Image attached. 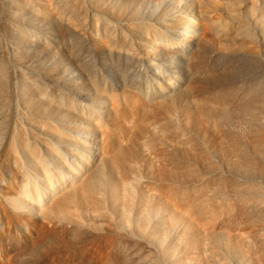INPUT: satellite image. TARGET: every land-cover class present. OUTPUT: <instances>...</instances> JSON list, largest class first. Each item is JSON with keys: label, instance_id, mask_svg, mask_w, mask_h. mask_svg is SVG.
<instances>
[{"label": "bare ground", "instance_id": "obj_1", "mask_svg": "<svg viewBox=\"0 0 264 264\" xmlns=\"http://www.w3.org/2000/svg\"><path fill=\"white\" fill-rule=\"evenodd\" d=\"M255 1L0 0L7 204L144 264H264ZM243 59L262 78L227 80Z\"/></svg>", "mask_w": 264, "mask_h": 264}, {"label": "rangeland", "instance_id": "obj_2", "mask_svg": "<svg viewBox=\"0 0 264 264\" xmlns=\"http://www.w3.org/2000/svg\"><path fill=\"white\" fill-rule=\"evenodd\" d=\"M255 4L257 18L264 22V0H256ZM168 6L164 3L156 8L154 18L162 19L170 15ZM0 38L1 41L7 42L3 33ZM244 60L224 66L223 73L227 80L262 78L260 72L250 69V62L246 69L247 61ZM96 71L99 74V71ZM93 98L95 101L97 96L94 95ZM262 133L264 134V129L261 128L244 132L250 140L259 139ZM211 139L209 136L207 141L212 146L214 143ZM5 153L4 150L0 151V264H144L139 253L125 249L123 245V250L118 247L121 249L119 255L116 244L110 237L107 238L105 231H94L93 235L82 234L80 237L72 234L70 225L45 222L30 216L26 211L13 210L5 197L17 193L20 184L12 167V160ZM34 248L39 249L38 255L30 253ZM121 251H124L125 256Z\"/></svg>", "mask_w": 264, "mask_h": 264}]
</instances>
